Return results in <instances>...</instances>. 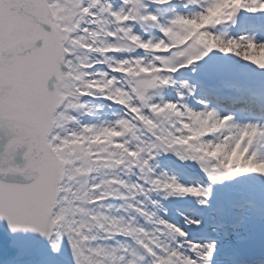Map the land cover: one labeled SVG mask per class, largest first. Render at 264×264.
Masks as SVG:
<instances>
[{"label":"snow or ice","instance_id":"snow-or-ice-1","mask_svg":"<svg viewBox=\"0 0 264 264\" xmlns=\"http://www.w3.org/2000/svg\"><path fill=\"white\" fill-rule=\"evenodd\" d=\"M0 264H264V0H0Z\"/></svg>","mask_w":264,"mask_h":264},{"label":"water","instance_id":"water-1","mask_svg":"<svg viewBox=\"0 0 264 264\" xmlns=\"http://www.w3.org/2000/svg\"><path fill=\"white\" fill-rule=\"evenodd\" d=\"M16 162H17L18 164H21V165H22V163H23L22 158H21L20 156H18Z\"/></svg>","mask_w":264,"mask_h":264}]
</instances>
